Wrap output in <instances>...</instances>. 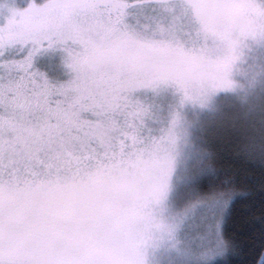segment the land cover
<instances>
[{
	"label": "snow or ice",
	"instance_id": "6c2138e0",
	"mask_svg": "<svg viewBox=\"0 0 264 264\" xmlns=\"http://www.w3.org/2000/svg\"><path fill=\"white\" fill-rule=\"evenodd\" d=\"M249 242L264 0H0V264H239Z\"/></svg>",
	"mask_w": 264,
	"mask_h": 264
},
{
	"label": "trees",
	"instance_id": "16d2710c",
	"mask_svg": "<svg viewBox=\"0 0 264 264\" xmlns=\"http://www.w3.org/2000/svg\"><path fill=\"white\" fill-rule=\"evenodd\" d=\"M222 163L225 166H228L230 164L236 163L229 153L225 150L223 153V160ZM257 200H259V195L257 194L256 197ZM258 215V213H257ZM264 251V249H261L259 246V243L252 244L249 242L248 246L245 249V252L241 254L239 259V264H254V262H258L260 259L261 252Z\"/></svg>",
	"mask_w": 264,
	"mask_h": 264
},
{
	"label": "rangeland",
	"instance_id": "374dc122",
	"mask_svg": "<svg viewBox=\"0 0 264 264\" xmlns=\"http://www.w3.org/2000/svg\"><path fill=\"white\" fill-rule=\"evenodd\" d=\"M53 74H55V68H53Z\"/></svg>",
	"mask_w": 264,
	"mask_h": 264
}]
</instances>
